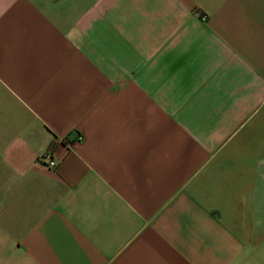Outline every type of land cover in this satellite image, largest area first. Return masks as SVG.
<instances>
[{"label":"crops","instance_id":"crops-1","mask_svg":"<svg viewBox=\"0 0 264 264\" xmlns=\"http://www.w3.org/2000/svg\"><path fill=\"white\" fill-rule=\"evenodd\" d=\"M0 264H264V0H0Z\"/></svg>","mask_w":264,"mask_h":264},{"label":"built area","instance_id":"built-area-1","mask_svg":"<svg viewBox=\"0 0 264 264\" xmlns=\"http://www.w3.org/2000/svg\"><path fill=\"white\" fill-rule=\"evenodd\" d=\"M39 159L49 167L55 168L57 165V159L53 156V146H49L46 151L42 152Z\"/></svg>","mask_w":264,"mask_h":264}]
</instances>
